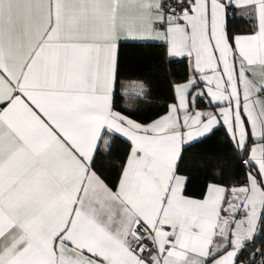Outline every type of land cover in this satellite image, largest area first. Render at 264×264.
Wrapping results in <instances>:
<instances>
[{
    "label": "snow or ice",
    "instance_id": "snow-or-ice-1",
    "mask_svg": "<svg viewBox=\"0 0 264 264\" xmlns=\"http://www.w3.org/2000/svg\"><path fill=\"white\" fill-rule=\"evenodd\" d=\"M129 45L187 61L148 122ZM261 237L264 0H0V264H264Z\"/></svg>",
    "mask_w": 264,
    "mask_h": 264
},
{
    "label": "trees",
    "instance_id": "trees-1",
    "mask_svg": "<svg viewBox=\"0 0 264 264\" xmlns=\"http://www.w3.org/2000/svg\"><path fill=\"white\" fill-rule=\"evenodd\" d=\"M237 17H239V12L237 13ZM233 23L238 34L247 32L249 29V24L246 20L236 19ZM160 51L162 49L159 47L140 49L131 45L126 46L122 50L124 57V75L121 77V80L123 82L130 80L141 81L147 86L146 98L140 102V104H143V107L140 109L138 115L131 117L139 122H148L164 115L168 105L175 102L173 99L174 93L168 86V80L165 79L167 68L171 67L172 71L176 73L174 76L168 77L169 80L182 82L185 76L187 61L185 64H176L173 62L167 65L166 61L157 57V53ZM162 65L167 66L162 67ZM221 139L222 132L217 133L215 137L206 140L193 151L197 152L200 157L218 155L224 148V145L220 142ZM231 171L234 173L232 176L233 181L243 182L245 174L242 167L238 169L233 168ZM112 175L115 178L118 173L113 172ZM202 189V181H195L193 182V186L188 189L187 194L199 198L202 195ZM261 246H264V237H261L256 244V247Z\"/></svg>",
    "mask_w": 264,
    "mask_h": 264
},
{
    "label": "crops",
    "instance_id": "crops-1",
    "mask_svg": "<svg viewBox=\"0 0 264 264\" xmlns=\"http://www.w3.org/2000/svg\"><path fill=\"white\" fill-rule=\"evenodd\" d=\"M132 82H137V81H134V80L125 81L124 83H122L121 89H124L125 87H131L132 86ZM145 88H146V92H147V86L146 85H145ZM124 96H122L121 100H120L121 102L123 101L122 105L125 104L124 101H126L129 104L132 101H137L138 99H140V98H137L134 95H132L131 92H129L128 95H124ZM201 106L203 107V104Z\"/></svg>",
    "mask_w": 264,
    "mask_h": 264
},
{
    "label": "rangeland",
    "instance_id": "rangeland-1",
    "mask_svg": "<svg viewBox=\"0 0 264 264\" xmlns=\"http://www.w3.org/2000/svg\"><path fill=\"white\" fill-rule=\"evenodd\" d=\"M138 82H141V81H138ZM143 83V82H142ZM144 84V83H143ZM145 85V84H144ZM146 94H147V92H146ZM125 97V96H124ZM144 98H146V96H144L143 97V99ZM143 99H138L137 101H132V102H130L129 104H132L134 107L136 106V105H139L140 104V102L143 100ZM121 102V101H120ZM123 102V101H122ZM122 102H121V104H122ZM125 103H127L126 101H124ZM127 114V113H126Z\"/></svg>",
    "mask_w": 264,
    "mask_h": 264
}]
</instances>
